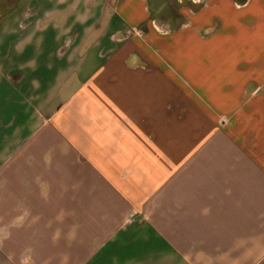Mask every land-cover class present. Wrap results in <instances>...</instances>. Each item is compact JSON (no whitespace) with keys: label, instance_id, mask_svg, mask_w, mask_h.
<instances>
[{"label":"crops","instance_id":"1","mask_svg":"<svg viewBox=\"0 0 264 264\" xmlns=\"http://www.w3.org/2000/svg\"><path fill=\"white\" fill-rule=\"evenodd\" d=\"M23 3L0 264H264V0Z\"/></svg>","mask_w":264,"mask_h":264},{"label":"rangeland","instance_id":"2","mask_svg":"<svg viewBox=\"0 0 264 264\" xmlns=\"http://www.w3.org/2000/svg\"><path fill=\"white\" fill-rule=\"evenodd\" d=\"M23 1L24 0H0V15L11 10V15L17 18V23L20 27L31 24L28 16L33 15V17H37L41 12V8L37 5H32V3L26 6Z\"/></svg>","mask_w":264,"mask_h":264},{"label":"clouds","instance_id":"3","mask_svg":"<svg viewBox=\"0 0 264 264\" xmlns=\"http://www.w3.org/2000/svg\"><path fill=\"white\" fill-rule=\"evenodd\" d=\"M203 211H204V214H207L209 210L208 209H204Z\"/></svg>","mask_w":264,"mask_h":264}]
</instances>
